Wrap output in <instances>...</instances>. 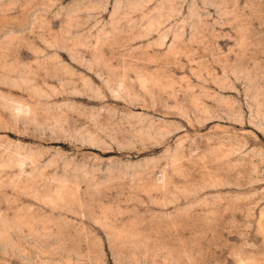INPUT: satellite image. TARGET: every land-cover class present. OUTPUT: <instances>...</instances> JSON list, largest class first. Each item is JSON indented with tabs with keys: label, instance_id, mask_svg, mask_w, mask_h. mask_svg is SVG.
<instances>
[{
	"label": "rangeland",
	"instance_id": "1",
	"mask_svg": "<svg viewBox=\"0 0 264 264\" xmlns=\"http://www.w3.org/2000/svg\"><path fill=\"white\" fill-rule=\"evenodd\" d=\"M0 264H264V0H0Z\"/></svg>",
	"mask_w": 264,
	"mask_h": 264
}]
</instances>
